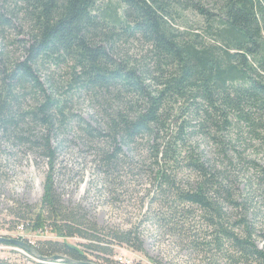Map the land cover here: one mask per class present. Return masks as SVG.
<instances>
[{
	"label": "trees",
	"instance_id": "16d2710c",
	"mask_svg": "<svg viewBox=\"0 0 264 264\" xmlns=\"http://www.w3.org/2000/svg\"><path fill=\"white\" fill-rule=\"evenodd\" d=\"M122 3L101 13L97 0H0V135L40 150L50 169L57 152L51 135L72 124L88 137H108L128 146L139 137L154 135L161 140L154 153L160 188L171 184L169 166L187 160V166L204 178L195 191L184 192L182 200L209 211L215 241L233 239L243 260L264 262V250L255 245L251 233L240 238L225 228L220 204L210 194L228 190L188 142L192 135L209 136L224 145L231 143L238 156L237 147L248 139L264 147V0ZM134 38L149 46L140 61L112 57L110 48ZM15 46L22 57L15 55ZM71 63L68 77L61 81L52 76L43 81L38 74L47 66ZM79 93L106 102L112 96L120 102L106 114V133L70 112L69 101ZM28 97L35 104L25 109L22 99ZM176 115L184 119L180 129L172 138H162ZM30 124L41 126L44 133L25 129ZM230 131L236 132L235 140ZM114 157L105 153L103 160L110 163ZM11 213L21 224L18 227L37 232L50 226L64 238L39 241L35 248L45 257L64 254L90 262L93 254L102 264H114L107 255L114 254L115 246L144 251L135 230L107 229L81 208L66 207L51 172L42 203L14 206ZM74 237L83 242L74 245L66 240Z\"/></svg>",
	"mask_w": 264,
	"mask_h": 264
},
{
	"label": "rangeland",
	"instance_id": "374dc122",
	"mask_svg": "<svg viewBox=\"0 0 264 264\" xmlns=\"http://www.w3.org/2000/svg\"><path fill=\"white\" fill-rule=\"evenodd\" d=\"M122 4V0H97L101 13L109 6ZM99 41L102 42L100 38ZM148 49L140 38H134L118 42L109 51L116 60L130 57L140 61ZM12 50L17 57L23 56L16 46ZM71 65L47 66L38 74L43 81L48 76L61 81L68 77ZM107 100L79 93L70 99L68 109L74 116L91 122L94 128L106 133L107 112L120 106L112 96ZM22 102L25 109L35 104L29 97ZM183 120L182 115L173 116L168 122V130L160 136L167 139L175 136ZM71 126L51 135V144L57 147L53 169L40 150L19 143L13 136L0 135V237L23 236V240L34 247L39 241L64 240L50 226L37 232L18 227L21 224H17L18 219L11 213L14 206L42 203L44 185L51 172L54 186L66 207L81 208L91 220L107 229H132L139 234L144 251L126 244L115 246L114 254L107 255L114 264H264L252 259L243 260L233 239L223 237L221 242L215 241L209 211L182 200L181 195L195 191L204 178L187 166V160L169 166L171 184H163L160 188L156 180L159 166L155 164L154 156L160 139L154 135L142 136L128 146L114 143L108 137H88L75 124ZM25 129L39 136L44 133V129L35 124ZM229 135L233 140L237 137L235 131H230ZM244 137L248 136L244 134ZM219 141H212L205 135L188 138L192 152L212 173L221 176L228 190L210 194L220 204L225 228L240 238L251 233L255 245L264 250V171L261 170L264 169V147L248 139L237 147L241 151L238 156L231 143L224 145V141ZM105 153L114 154V160L105 162ZM247 161H254L256 166ZM66 240L74 245L83 242L77 237ZM32 255L22 247L0 242V262H45ZM95 256L89 254L90 262L102 264L103 260Z\"/></svg>",
	"mask_w": 264,
	"mask_h": 264
},
{
	"label": "water",
	"instance_id": "95a60500",
	"mask_svg": "<svg viewBox=\"0 0 264 264\" xmlns=\"http://www.w3.org/2000/svg\"><path fill=\"white\" fill-rule=\"evenodd\" d=\"M0 242H9L19 247H22L25 251L33 254L34 256H36L37 258L41 260H45V262H48V263L64 262L68 264H98L94 262L76 261L63 254H55L52 256L45 257V256L40 255V253L37 251V249L32 244H30L29 242L23 239H19V238H11V237L3 236V237H0Z\"/></svg>",
	"mask_w": 264,
	"mask_h": 264
},
{
	"label": "built area",
	"instance_id": "2783aa9c",
	"mask_svg": "<svg viewBox=\"0 0 264 264\" xmlns=\"http://www.w3.org/2000/svg\"><path fill=\"white\" fill-rule=\"evenodd\" d=\"M18 238L21 239L20 236Z\"/></svg>",
	"mask_w": 264,
	"mask_h": 264
}]
</instances>
